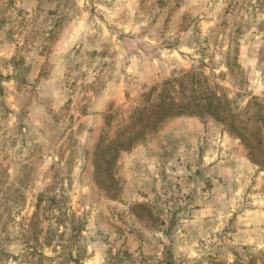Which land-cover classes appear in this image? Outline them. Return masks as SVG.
Here are the masks:
<instances>
[{
  "label": "rangeland",
  "instance_id": "1",
  "mask_svg": "<svg viewBox=\"0 0 264 264\" xmlns=\"http://www.w3.org/2000/svg\"><path fill=\"white\" fill-rule=\"evenodd\" d=\"M158 104L182 115L149 132L144 121ZM180 117L230 136L217 149L231 147L224 162L250 170L247 197L264 208V0H0V264H51L41 242L57 241L61 226L87 225L68 199L130 198L127 172L138 163L124 154ZM190 161L156 165L159 199L187 196L174 194L181 183L204 184L201 163ZM193 166L196 181L186 174ZM89 183L97 190L81 188ZM230 226L246 234L261 223ZM77 244L72 237L67 247ZM149 249L135 264H176ZM232 251L233 262L225 254L217 264H264V252ZM98 256L64 253L53 264Z\"/></svg>",
  "mask_w": 264,
  "mask_h": 264
},
{
  "label": "crops",
  "instance_id": "2",
  "mask_svg": "<svg viewBox=\"0 0 264 264\" xmlns=\"http://www.w3.org/2000/svg\"><path fill=\"white\" fill-rule=\"evenodd\" d=\"M172 122L173 128L169 133L159 132L124 154L131 162L138 163L136 171L131 166L127 172L131 179L128 184L133 191L130 198L68 199V205L76 207L73 212L77 218H87V225L77 230L73 226H61L58 240L53 237L54 241L49 245L42 241L38 252L50 254L51 264L64 253L91 255L96 252L105 257L98 256L99 264H108L110 258L115 259L114 264H135V261L138 263L135 257L140 253V247H150L149 251L153 250L156 258L161 260L171 255L169 259L176 264H217L225 254L230 255L229 260L233 262L232 249L236 247L244 252H264V208L257 207L247 197L250 194L247 181L250 170L240 173L236 165L224 162L223 155L233 154L231 147L224 152L217 149L218 143L229 142L230 136L211 135L206 125L196 117H180ZM173 157L183 161L189 159L194 164L200 162L199 177L204 184L181 183L174 194L178 196L184 191L187 196L174 197L166 203L164 198L157 197L158 180L154 178L160 174L156 165L166 166ZM216 163L219 165L214 166ZM195 166L186 172L194 181L197 176L191 170ZM146 168H149L148 174H152V178L148 176L150 179L146 178V184L134 187L136 178L140 182L145 181L142 176L147 175L144 172ZM81 188L97 190L95 183L83 184ZM174 206L177 210H173ZM142 209L152 213V222L143 220ZM256 219L260 220V229L253 228L246 234L229 229L233 222H244L249 226ZM127 225L131 228L128 229ZM92 236L97 237L101 247L98 251L92 245ZM72 237L79 238L80 244L70 248L67 244ZM140 237L148 241L140 244ZM228 241L231 243L229 247ZM214 255L219 258L215 259ZM90 259L89 256L88 263H91Z\"/></svg>",
  "mask_w": 264,
  "mask_h": 264
},
{
  "label": "trees",
  "instance_id": "3",
  "mask_svg": "<svg viewBox=\"0 0 264 264\" xmlns=\"http://www.w3.org/2000/svg\"><path fill=\"white\" fill-rule=\"evenodd\" d=\"M178 108H180V109H178ZM182 109H183V107H180V106L178 107V106L173 105V104L172 105L169 104L167 106L166 105L163 106L161 104H158V105H156V108L153 112L151 109H148V111H151V112L148 114V116L145 118V121H144L147 123L148 131L149 132H151V131L155 132L163 125V123L166 119H168L170 117H176V116L182 115V112H181ZM176 110H177V112H176ZM225 125H226L230 134H232L234 136L237 135L235 132L233 123H226ZM130 141H132V139ZM250 158H252L251 155H250Z\"/></svg>",
  "mask_w": 264,
  "mask_h": 264
}]
</instances>
